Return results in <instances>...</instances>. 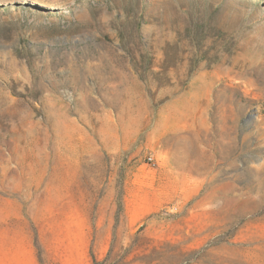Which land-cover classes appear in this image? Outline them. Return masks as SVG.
I'll return each mask as SVG.
<instances>
[{
    "label": "rangeland",
    "instance_id": "rangeland-1",
    "mask_svg": "<svg viewBox=\"0 0 264 264\" xmlns=\"http://www.w3.org/2000/svg\"><path fill=\"white\" fill-rule=\"evenodd\" d=\"M70 213L92 264H264V0H0V228Z\"/></svg>",
    "mask_w": 264,
    "mask_h": 264
},
{
    "label": "crops",
    "instance_id": "crops-1",
    "mask_svg": "<svg viewBox=\"0 0 264 264\" xmlns=\"http://www.w3.org/2000/svg\"><path fill=\"white\" fill-rule=\"evenodd\" d=\"M0 228V264H92L89 224L83 215L37 222L23 214Z\"/></svg>",
    "mask_w": 264,
    "mask_h": 264
},
{
    "label": "built area",
    "instance_id": "built-area-1",
    "mask_svg": "<svg viewBox=\"0 0 264 264\" xmlns=\"http://www.w3.org/2000/svg\"><path fill=\"white\" fill-rule=\"evenodd\" d=\"M148 160H149V162L153 163L154 157L151 156V157L148 158Z\"/></svg>",
    "mask_w": 264,
    "mask_h": 264
},
{
    "label": "trees",
    "instance_id": "trees-1",
    "mask_svg": "<svg viewBox=\"0 0 264 264\" xmlns=\"http://www.w3.org/2000/svg\"><path fill=\"white\" fill-rule=\"evenodd\" d=\"M95 264H97V261L95 260Z\"/></svg>",
    "mask_w": 264,
    "mask_h": 264
}]
</instances>
